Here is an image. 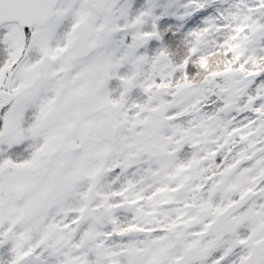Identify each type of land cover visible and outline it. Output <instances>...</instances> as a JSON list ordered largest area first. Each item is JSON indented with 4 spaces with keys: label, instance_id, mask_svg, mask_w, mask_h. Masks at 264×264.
I'll return each instance as SVG.
<instances>
[{
    "label": "snow or ice",
    "instance_id": "obj_1",
    "mask_svg": "<svg viewBox=\"0 0 264 264\" xmlns=\"http://www.w3.org/2000/svg\"><path fill=\"white\" fill-rule=\"evenodd\" d=\"M0 264H264V0H0Z\"/></svg>",
    "mask_w": 264,
    "mask_h": 264
}]
</instances>
